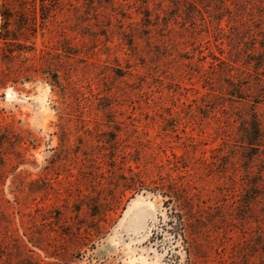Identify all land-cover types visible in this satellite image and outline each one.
I'll use <instances>...</instances> for the list:
<instances>
[{"label":"rangeland","instance_id":"374dc122","mask_svg":"<svg viewBox=\"0 0 264 264\" xmlns=\"http://www.w3.org/2000/svg\"><path fill=\"white\" fill-rule=\"evenodd\" d=\"M252 112L264 0H0V264H264Z\"/></svg>","mask_w":264,"mask_h":264},{"label":"trees","instance_id":"16d2710c","mask_svg":"<svg viewBox=\"0 0 264 264\" xmlns=\"http://www.w3.org/2000/svg\"><path fill=\"white\" fill-rule=\"evenodd\" d=\"M236 90L239 91V88ZM263 97V93L260 96ZM248 122H243L242 126V138L246 140V144L250 150H259L264 147V129L261 122L257 119L255 112H252L250 120V128L244 127ZM244 127V128H243ZM151 189L159 191L162 193L163 197L167 198L164 204L168 207L169 204H175L173 209H168V214L173 215L176 218V224H174V229L176 230V235L180 237V241L185 247V251L188 253V246H191L189 238L185 237V232L191 236L197 235L200 229L204 227L202 221V210L194 208L193 198L194 195L189 193L186 187L175 186L170 183L166 186L157 185L153 183ZM191 241L193 238H190ZM187 246V248H186Z\"/></svg>","mask_w":264,"mask_h":264}]
</instances>
